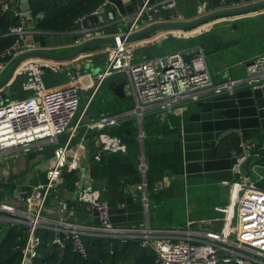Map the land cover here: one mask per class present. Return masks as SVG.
Segmentation results:
<instances>
[{
  "label": "built area",
  "instance_id": "1",
  "mask_svg": "<svg viewBox=\"0 0 264 264\" xmlns=\"http://www.w3.org/2000/svg\"><path fill=\"white\" fill-rule=\"evenodd\" d=\"M143 1L134 16L129 18L134 20L130 29L113 33L115 40L106 48L105 68L97 72L93 88L94 92L106 76L116 71L125 72L134 100L130 113L136 121L139 122L141 118L143 123V113L147 109L167 113L180 100L230 92L239 85L264 81V49L245 62L244 72L240 75H230L226 71L220 75L211 72L201 46L190 56V61L183 57V52L190 50L180 47L134 60V42L121 40L120 36L165 19L151 12L150 0ZM105 2L107 0H103L88 14H96ZM206 5L207 0H203L202 6ZM8 8L20 15V22L9 27V33L14 34L15 38L0 50V77L18 53L30 49L25 36L31 30L36 31L32 16L25 18L17 2L2 1L1 9ZM88 14L77 18L78 26L73 28L75 44L80 45L87 39L99 36V32L104 29L105 24L101 23L83 26L81 21ZM41 15L38 13V16ZM190 30L178 27L165 29L178 37L186 36ZM73 60L57 61L41 56L23 58L9 80L19 77L18 89L25 94L16 97V90L10 86L0 89V163L12 151L29 153L42 144H54V159L46 170L45 181H36L30 187L14 185L11 193L4 195L6 184L15 181L10 175H2L0 165V237L2 229L7 227L23 229L25 236L19 245L18 264H34L41 241L39 230H49L52 243L59 248L68 243L72 251L83 258L88 255L85 238L102 237L121 241L138 240L141 246L152 247L155 264H217L220 261L264 264V186L258 183L264 178L258 168L264 141H244L235 152L231 165L233 178L222 180L230 188V196L219 208L222 215L212 221L196 219L177 226H155L145 219L138 225H115L109 219L108 201L102 195V189L94 184L88 172L80 174L76 201L87 205L97 220H69L44 214V204L58 184L62 169L74 171L79 159L88 155L84 147L85 139L72 146V132L59 142V135L64 134L79 108L78 90L81 81L79 66H75ZM47 74L58 75L53 87H48L44 81ZM85 108L78 114L76 123L83 116ZM117 122V115L105 110L87 122L88 127L97 130L93 160H99L102 152L126 151V143L121 137L106 130ZM249 155L252 156L248 164L249 173L245 174L241 163ZM138 167L141 173L137 188L143 192L142 199L146 204V162L141 159ZM56 202L60 207L65 204L63 199H57Z\"/></svg>",
  "mask_w": 264,
  "mask_h": 264
},
{
  "label": "crops",
  "instance_id": "2",
  "mask_svg": "<svg viewBox=\"0 0 264 264\" xmlns=\"http://www.w3.org/2000/svg\"><path fill=\"white\" fill-rule=\"evenodd\" d=\"M107 1L114 4L120 13V19L102 21L101 24H105V26L99 32V36H106L108 31L114 29H125V23L129 21L131 16H134V13L144 2L143 0ZM150 1L152 3L151 12L161 15L165 19H191L218 8L247 4L258 0H231L229 5H224L221 0H207L205 7L202 6L203 0ZM107 13L110 15L111 11ZM122 16L126 18L121 19ZM258 16L264 17V7L249 10L242 14L214 18L209 22L193 26L186 36L181 37L165 31L166 27H160L154 33H149L147 37L144 36L134 42L132 54L134 60H136V58L154 56V53L168 52L175 47L192 50L201 46L211 72L220 75L221 72L226 71L230 75H240L244 72L245 62L264 49V42L254 41V39L264 35V27L255 30L250 20V18L258 19ZM77 26L78 23L75 27ZM73 31V29L59 32L38 30L33 32L31 30L25 38L30 48L65 54L78 46L73 42ZM173 38L175 39L171 41ZM108 46L109 43L93 46L85 50L82 53L83 55L73 60L74 65L79 66L80 89L84 91L91 90L90 98L92 93L94 94L95 76L106 64V48ZM87 74H90L89 78L86 77ZM51 75H46L47 81L55 85L56 83L52 82ZM104 80L110 82V87L106 88L105 93L99 98V103L97 102L96 105L91 104L93 98L84 102V106H86L85 113H88L90 118H95L100 111L105 110L116 114L118 121L134 117L130 113L134 104L131 84L125 72L116 71L110 76H106ZM125 80H127L126 84L121 87L123 90L122 95H117L114 89ZM100 106H114L116 110L98 109ZM171 112L183 116L180 124L183 152V173L181 175L185 179L186 189L192 193L193 202L199 201L202 198L199 196L205 195L202 192L207 190L205 185L208 184L221 186V189L225 191L219 195V198L223 197V200H228L230 188L224 185L222 180L233 178L234 173L231 165L237 148H232L231 154L227 155L217 151V146L232 133H235L239 138V149L242 143L247 140L264 141V81L250 85H239L230 92L212 93L193 100H180ZM83 124L88 130L90 129L87 123ZM94 130V128H91L89 131L93 132ZM95 136L93 134L85 138L84 147L87 149L88 155L79 159L77 168L74 171L62 169L58 184L51 190L44 204L43 212L45 215L89 222L97 220V217L87 205L76 201V190L81 178L80 174L88 172L93 182L95 181L90 170L92 162H94L92 154L95 150H92L91 147L96 148L97 146ZM79 143L80 139L75 140L72 146ZM51 145L53 144L45 143L36 148L34 147L32 151L40 150V154L32 158H29L27 153L28 159L37 160L41 156H47V164L43 168V177H45L48 167L53 163L54 157ZM136 160L138 162L137 157ZM18 167L20 168L21 164ZM119 168L124 167L114 166L117 171H120ZM258 168L264 175V157L261 159V165ZM135 177L136 175H134ZM105 179V177H102L95 181V185L102 189V193L106 188ZM118 179L122 187L117 191L113 202L108 204L107 211L110 221L115 225H138L148 219L152 223V220L156 217V211L152 209V206H149L148 199L146 204L143 202V192L137 188L139 181L133 182L125 169H122ZM258 183L264 186V178L258 180ZM219 198L217 201H220ZM57 199L65 200V204L60 207L56 202ZM215 211L217 212L213 216H199V218L190 216L189 220L204 219L208 221L213 220L211 218L215 216L218 218L222 215V211L216 208L211 211L212 214Z\"/></svg>",
  "mask_w": 264,
  "mask_h": 264
},
{
  "label": "trees",
  "instance_id": "3",
  "mask_svg": "<svg viewBox=\"0 0 264 264\" xmlns=\"http://www.w3.org/2000/svg\"><path fill=\"white\" fill-rule=\"evenodd\" d=\"M2 1L18 3L19 0H0V50L8 45L15 35L9 33V27L20 22V15L12 8L1 9ZM32 16L33 28L38 31H66L76 26L77 18L88 14L100 5L103 0H29ZM224 5L231 4V0L222 1ZM38 13H42L38 16ZM193 27V26H192ZM187 28V29H191ZM149 35V34H146ZM145 35V36H146ZM173 38L171 41H173ZM99 44L89 46L85 50ZM178 48V47H175ZM174 49V48H173ZM84 50V51H85ZM16 92L15 96H21L23 91L18 86H12ZM157 109H147L143 113L142 127L144 135L155 136L154 139L144 138V153L147 159L146 179L147 189L151 193L149 196V206L154 205L155 194L152 190L155 181L164 175H180L183 173V152L181 147L180 124L183 116L179 113L167 112L165 118L156 116ZM131 122L136 121L134 117H128L117 124L108 126L106 130L111 134L121 137L126 143V151L102 152L99 160H94L91 165V175L97 181L105 177L106 188L103 191L104 198L108 204L112 203L117 191L122 187L118 176L122 169L128 171L129 178L139 181V170L137 157L136 140L133 135ZM97 130L91 134H96ZM158 135L175 136L171 139V148L155 151L152 145L156 144ZM157 136V137H156ZM232 148L239 149V138L235 133L228 135L217 146V151L223 154H231ZM92 150L96 149L93 146ZM261 158L264 157V150ZM106 164V165H105ZM114 166L124 167L117 171ZM134 175L136 177L134 178ZM94 181V184L96 182ZM13 187L14 184H6ZM154 198L152 200L151 198ZM156 211V210H155ZM0 237V264H18L20 260L19 245L24 239L22 228L10 226L2 229ZM41 241L38 246L34 264H155V251L152 247L141 246L138 240L121 241L119 239L86 237L85 243L88 255L83 258L72 251L68 243L63 248H59L51 242V232L49 230H39ZM217 264H240L233 261H220Z\"/></svg>",
  "mask_w": 264,
  "mask_h": 264
},
{
  "label": "rangeland",
  "instance_id": "4",
  "mask_svg": "<svg viewBox=\"0 0 264 264\" xmlns=\"http://www.w3.org/2000/svg\"><path fill=\"white\" fill-rule=\"evenodd\" d=\"M252 26L255 30H260L264 27V17L258 16V19L256 18H250ZM158 28L154 29L156 31ZM216 30V29H215ZM214 30V31H215ZM154 31L150 32L154 33ZM148 35H146L147 37ZM144 37V36H143ZM254 41H259L260 43L264 42V35L259 36L257 39H254ZM258 44V43H255ZM179 48V47H178ZM155 54V53H154ZM158 54V53H156ZM209 58V56H207ZM90 74H87L86 77H88ZM111 75V74H110ZM108 75V76H110ZM53 78L52 82L57 83L58 75L52 74ZM89 78V77H88ZM44 81L47 84L48 87H53L54 83L48 82L46 75L44 76ZM103 81V80H102ZM101 81V82H102ZM110 81V79H109ZM104 80L100 86L98 85L97 88L94 91V94L92 93V97L90 98L91 90H78L79 95V108L76 117L73 119V121L70 123L69 127L66 129L63 135H59V141L62 142L65 140V138L72 132L71 136V142L73 143L75 140L78 139H85L89 136H92L91 134L94 132L89 131L84 126L83 123L80 121L77 122V116L84 108V102L86 100H91V104L96 105L99 98L103 96L105 93L106 88L110 87V82ZM19 77H12L8 82H6L3 86H0V89H5L8 86L12 87L13 84L17 85L19 88ZM105 83V84H104ZM92 88V85H91ZM25 92H23L21 95H24ZM16 97H19L18 95ZM88 98V99H87ZM99 103V102H98ZM109 109V110H116V107H109V106H100L98 109ZM86 112V108L84 110V113ZM159 116V118L163 119L167 115L164 112H156V116ZM136 121V120H135ZM133 129V135L136 140V147H137V159L140 161L141 159L146 162V168H147V159L146 154L144 153V138H150L154 139L155 136H147L144 135V131L142 132V136L140 134L139 129V122L136 121L134 124L131 122L130 125ZM143 128V127H142ZM157 137V136H156ZM175 138V136H164V135H158V139L160 141H157L156 144L152 145V149L155 151L157 150H164L167 148H171V139ZM53 145H51L53 149ZM48 147V145H46ZM21 164V167L19 168L18 165ZM47 164V156L43 157L41 156L40 159H28L27 153L23 152H16L12 151L8 156H4L1 159V172L2 175H10L13 181H15L13 184L17 187L24 186V187H30L33 183L36 181H45V177H43V168ZM139 170V180H140V169ZM185 179L184 177L180 175H164L161 178H159L157 181H155V185L153 186L152 190H154L155 194V203L152 207V209L156 210V217L152 220V224L155 226H166L170 224L178 225V224H184L187 220H189V217H195L199 218V216H213L211 211H213L214 208L218 209L222 206L223 203H225L227 200H223V197L219 198V195L222 194L225 190L221 189V186L218 184H208L205 185L206 191L202 192V194H205L199 201L193 202V196L192 193L188 189H186L185 185ZM5 193H11V187L6 186L4 187ZM146 194L147 198L149 200V196L151 197V193L148 191L146 187ZM219 198L220 201H217ZM154 200V198H151ZM147 200V201H148ZM223 200V201H221ZM217 201V202H216ZM216 202V203H215ZM215 203V204H214ZM214 204V205H213ZM214 207V208H212ZM191 213V215H190ZM216 216L211 218L215 220ZM171 219V221H170ZM212 221V220H211Z\"/></svg>",
  "mask_w": 264,
  "mask_h": 264
},
{
  "label": "water",
  "instance_id": "5",
  "mask_svg": "<svg viewBox=\"0 0 264 264\" xmlns=\"http://www.w3.org/2000/svg\"><path fill=\"white\" fill-rule=\"evenodd\" d=\"M264 7V0H258V1H252L248 2L247 4H241V5H229L227 7L218 8L215 10H211L210 12L201 14L199 16L193 17L191 19H163V20H156L150 24L143 25L139 28H135L134 31H131L127 34H123L120 36V39H124L126 42L132 43L135 41L140 40L143 36L146 34H149L150 32L154 31L156 28L160 27H166V28H190L192 26L200 25L204 22H209L210 20L221 17V16H229L234 14H242L246 13L249 10L263 8ZM19 10L22 12L23 16L25 18L31 17V11H30V2L29 0H19ZM108 11H111L110 15L107 13ZM118 20L120 19V13L112 4L111 2L107 1L104 4H102L96 14H88L84 19H82L81 24L83 26L86 25H93V24H99L102 21L107 20ZM133 19H130L127 23H125V31H128L130 29V26L133 23ZM119 31V29H114L112 31H108L106 36H97L90 39H87L80 45H78L74 50H72L69 53L65 54H59L49 51H44L40 49L30 48L25 51H22L18 53L11 61L8 69L6 72L0 77V86L4 85L6 82H8L9 78L11 77L12 73L14 72V69L16 65L23 59L29 56H41L50 58L57 61H69L72 59H75L76 57L80 56L86 48L92 45L96 44H102V43H112L115 40V37L113 36V33ZM197 51L190 50V51H184L183 57L186 61H190L191 55ZM105 68V65L103 69ZM102 69V70H103ZM127 80L123 81L122 83H119L117 87L114 89L117 95H122V88L126 84ZM119 87V89H118ZM14 95H11L13 97ZM81 123H87L90 121V115L88 113H84L81 119L79 120ZM139 129L141 136L143 135L142 132L144 131L142 128V119L140 118L139 121ZM40 154V150H37L36 152H29L28 157L32 158L35 155ZM252 158L251 155L247 156L241 163L242 170L245 174L249 173L248 164L250 159ZM145 201H147V198H145Z\"/></svg>",
  "mask_w": 264,
  "mask_h": 264
}]
</instances>
